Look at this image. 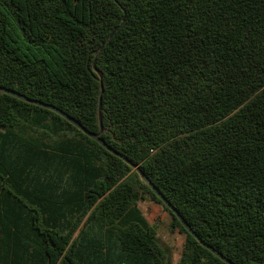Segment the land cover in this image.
I'll list each match as a JSON object with an SVG mask.
<instances>
[{
    "label": "trees",
    "instance_id": "trees-1",
    "mask_svg": "<svg viewBox=\"0 0 264 264\" xmlns=\"http://www.w3.org/2000/svg\"><path fill=\"white\" fill-rule=\"evenodd\" d=\"M0 85L102 128L200 239L264 264V0H0ZM0 264L228 263L133 166L0 91Z\"/></svg>",
    "mask_w": 264,
    "mask_h": 264
},
{
    "label": "water",
    "instance_id": "water-1",
    "mask_svg": "<svg viewBox=\"0 0 264 264\" xmlns=\"http://www.w3.org/2000/svg\"><path fill=\"white\" fill-rule=\"evenodd\" d=\"M102 46H103V44H102ZM102 90H103V88H102ZM0 91H3V92L8 93L10 95H13V96H15L17 98H20L22 100H25V101H28V102H31V103H35V104L41 105L43 107H46V108H49V109L54 110L55 112H57L58 114L62 115L64 118H66L68 121H70L72 124H74L77 128H79L80 130H82L85 134H87L88 136H90L91 138H93L94 140H96L100 145H102L108 151H110L111 153L117 155L118 157H120L124 161H126L128 164H130L131 166H133L136 169V171L138 172L140 178L146 184H148V186L163 201V203L171 209V211L176 215V217L179 219V221L182 223V225L188 230V232H190L194 237H196L198 239V241L202 245H204L207 248H209L215 255H217L218 257H220L223 261H225L228 264H235L232 261H230L229 259H227L220 252H218L213 247H211L210 245L206 244L202 239L199 238V236L190 227V225L185 221V219L182 217V215L179 213V211L170 203V201L168 199H166L164 197V195L160 192V190L154 185V183L149 179V177L145 174V172L140 167L136 166L134 163H132L130 160H128L125 155H123L120 152L116 151L115 149H113L112 147H110L104 140L101 139L100 133L102 131V128L97 133L91 132V131L87 130L78 121H76L74 118H72L68 114H66L63 110L57 108L56 106H54L52 104L45 103V102L40 101L38 99H34V98L27 97L24 94H21V93L15 91V90L6 88V87L1 86V85H0ZM100 105H101V101H100Z\"/></svg>",
    "mask_w": 264,
    "mask_h": 264
},
{
    "label": "rangeland",
    "instance_id": "rangeland-1",
    "mask_svg": "<svg viewBox=\"0 0 264 264\" xmlns=\"http://www.w3.org/2000/svg\"><path fill=\"white\" fill-rule=\"evenodd\" d=\"M139 207L149 222L156 227L161 240L170 246L173 258L176 260L180 256L183 248L185 240L184 233L178 229L171 228L170 214L162 204L147 197V199L139 201Z\"/></svg>",
    "mask_w": 264,
    "mask_h": 264
}]
</instances>
